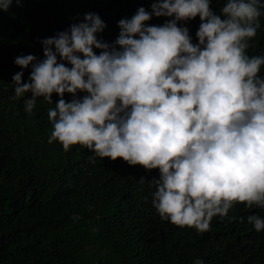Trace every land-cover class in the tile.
<instances>
[{"label": "clouds", "instance_id": "obj_1", "mask_svg": "<svg viewBox=\"0 0 264 264\" xmlns=\"http://www.w3.org/2000/svg\"><path fill=\"white\" fill-rule=\"evenodd\" d=\"M14 2L24 0H0V12ZM212 2L152 0L151 12L140 7L119 21L111 44L98 39L100 16L86 13L40 41L42 60L16 57L17 67L31 69L28 82L24 71L12 77L11 99L30 96L26 112L38 98L54 104L48 144L158 172L150 184L160 218L198 233L235 205L264 209V55H248L264 3L226 0L217 13ZM153 16L167 20L151 25ZM197 17L193 43L183 25ZM247 222L264 230L259 215Z\"/></svg>", "mask_w": 264, "mask_h": 264}, {"label": "trees", "instance_id": "obj_2", "mask_svg": "<svg viewBox=\"0 0 264 264\" xmlns=\"http://www.w3.org/2000/svg\"><path fill=\"white\" fill-rule=\"evenodd\" d=\"M151 3L24 0L0 12V264H194L197 258L204 264H264V230L257 232L247 222L250 215L264 218V209L235 205L227 217H215L205 233L175 226L152 204L150 181L158 172L93 158L79 145L67 152L58 142L50 145L48 110L54 104L38 98L28 113L24 100L30 96L11 99L13 75L24 71L28 82L31 71L17 67L16 57L32 54L42 60V39L95 13L106 24L98 39L111 44L119 21L140 7L151 12ZM224 3L213 0V10L219 13ZM166 20L153 16L149 23ZM260 24L249 42L250 56L264 55V15ZM199 25V17L183 25L193 43ZM58 99L54 94L53 102Z\"/></svg>", "mask_w": 264, "mask_h": 264}]
</instances>
